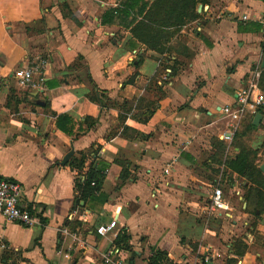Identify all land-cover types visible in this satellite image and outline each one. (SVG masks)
I'll return each mask as SVG.
<instances>
[{
  "label": "crops",
  "instance_id": "crops-1",
  "mask_svg": "<svg viewBox=\"0 0 264 264\" xmlns=\"http://www.w3.org/2000/svg\"><path fill=\"white\" fill-rule=\"evenodd\" d=\"M156 1L0 0V178L35 217L0 214V264H108L113 245L121 264H264V181L241 164L264 163V104L237 127L223 110L255 72L264 93V0H197L162 51L132 30ZM38 59L43 86H19Z\"/></svg>",
  "mask_w": 264,
  "mask_h": 264
},
{
  "label": "built area",
  "instance_id": "built-area-1",
  "mask_svg": "<svg viewBox=\"0 0 264 264\" xmlns=\"http://www.w3.org/2000/svg\"><path fill=\"white\" fill-rule=\"evenodd\" d=\"M261 34L264 41V12L261 16ZM45 65L46 62L43 59L32 60L16 70L14 76L18 85L23 88H41L45 82L43 72ZM260 78L261 74L256 72L250 76L246 85L237 92L236 103L223 108L224 112L231 117L234 127H237L240 121L247 116L255 114L258 108L264 104V93L259 87ZM23 192V186L19 181L0 178V214L10 222L31 225L35 221V217L31 207L22 201ZM226 209H228V203L223 190L219 186L215 187L210 198L209 210L217 212ZM117 225V219H113L109 223L99 225L97 233L105 236L113 232ZM119 252V248L113 245L104 254V261L108 264L114 262L121 264L119 259L114 258ZM204 262H209V259L205 258Z\"/></svg>",
  "mask_w": 264,
  "mask_h": 264
},
{
  "label": "trees",
  "instance_id": "trees-1",
  "mask_svg": "<svg viewBox=\"0 0 264 264\" xmlns=\"http://www.w3.org/2000/svg\"><path fill=\"white\" fill-rule=\"evenodd\" d=\"M196 5L197 0H157L151 5L144 21L132 28L133 34L149 47H155L158 51H162L163 49L155 44H159L167 38L164 28L172 27L171 34L177 33L187 20L195 19L198 16ZM253 162L254 158L242 161L241 164L243 163L244 166L242 170L244 171L246 168L251 171L253 170L256 175L260 176V183H262L261 181H264L263 172ZM102 179L103 174L101 171H98L95 162L91 163L83 191L92 193L95 190H99ZM93 181H96L95 187L91 186ZM78 187L81 188V184ZM154 253V257L150 259L151 264H159L158 262L161 260L162 254L158 251H154Z\"/></svg>",
  "mask_w": 264,
  "mask_h": 264
},
{
  "label": "water",
  "instance_id": "water-1",
  "mask_svg": "<svg viewBox=\"0 0 264 264\" xmlns=\"http://www.w3.org/2000/svg\"><path fill=\"white\" fill-rule=\"evenodd\" d=\"M68 158H69V155L66 157L64 163L68 160ZM261 169H262V171L264 172V163L261 165Z\"/></svg>",
  "mask_w": 264,
  "mask_h": 264
},
{
  "label": "rangeland",
  "instance_id": "rangeland-1",
  "mask_svg": "<svg viewBox=\"0 0 264 264\" xmlns=\"http://www.w3.org/2000/svg\"><path fill=\"white\" fill-rule=\"evenodd\" d=\"M259 86H260V83H259ZM261 89V88H260Z\"/></svg>",
  "mask_w": 264,
  "mask_h": 264
}]
</instances>
